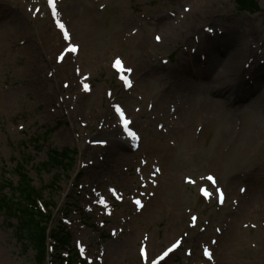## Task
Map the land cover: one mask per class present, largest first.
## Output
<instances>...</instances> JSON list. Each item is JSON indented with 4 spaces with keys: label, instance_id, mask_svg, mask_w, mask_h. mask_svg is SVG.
<instances>
[{
    "label": "rangeland",
    "instance_id": "obj_1",
    "mask_svg": "<svg viewBox=\"0 0 264 264\" xmlns=\"http://www.w3.org/2000/svg\"><path fill=\"white\" fill-rule=\"evenodd\" d=\"M203 1L0 0V189L16 186L23 163L52 205L49 228L64 224L80 264H264V147L255 151L264 146V105L256 92L230 93L235 110H215L187 145L172 133L178 92L163 95L198 30L240 38L246 24L258 26L264 54V0L254 15L235 0ZM163 24L176 37L154 42ZM69 44L78 50L69 54ZM116 106L137 135L134 149ZM52 150L70 152L68 167H44ZM16 223L0 211V264H36Z\"/></svg>",
    "mask_w": 264,
    "mask_h": 264
},
{
    "label": "bare ground",
    "instance_id": "obj_2",
    "mask_svg": "<svg viewBox=\"0 0 264 264\" xmlns=\"http://www.w3.org/2000/svg\"><path fill=\"white\" fill-rule=\"evenodd\" d=\"M200 4V9L204 8V10L201 9L203 12H206V8L210 5L209 1H203ZM194 10L190 15L195 18L199 13V8ZM245 26H247L246 33L244 31L240 38L232 36L230 33L223 37L215 36V33L200 34L198 30L200 37H197V47L184 50L188 54L184 61L186 65L183 66L184 68L182 67L179 74L170 77L172 83L163 95L168 96L173 92H178L179 97L176 105V100L173 104L176 107L177 119L172 133L180 136L181 141L187 145L193 142V138L203 128L210 125L215 110L221 109L223 105L230 106L235 110L238 101H233L230 98L231 94L240 98L241 94H255L256 92L253 98L259 99L258 101L264 105V54L261 53L260 47L262 44L259 37L260 29L258 26L250 27L247 24ZM159 28L164 36H160L161 32L154 34L153 41L157 43L162 42L163 39L172 40L178 32V29L169 27L167 24H163ZM242 39L245 40L243 46L240 44ZM218 43L222 45L217 49H222L224 55L214 51ZM223 45L226 48L225 51ZM195 52L200 53L198 60L196 57H192ZM216 66L217 68H215ZM250 75H254V78L252 76L253 83L249 82ZM260 112L264 115V106L261 107ZM246 114L249 112L246 111ZM261 121V130L264 131V120ZM261 147H264L263 144H257L255 151L260 150ZM114 148L121 150L123 147L122 144L116 142ZM151 169L154 171L157 168L151 166ZM175 225L179 226L180 224L176 222Z\"/></svg>",
    "mask_w": 264,
    "mask_h": 264
},
{
    "label": "trees",
    "instance_id": "obj_3",
    "mask_svg": "<svg viewBox=\"0 0 264 264\" xmlns=\"http://www.w3.org/2000/svg\"><path fill=\"white\" fill-rule=\"evenodd\" d=\"M237 8L242 12L257 11V0H235ZM72 161L70 152L49 151L47 163L44 167L64 168ZM15 174L18 182L13 186L11 182H4L0 189V211L9 219H16L15 231L25 249H31L35 253V263L45 264L47 259V240L50 241L51 253L56 264H75L78 254L71 244V236L65 227L58 223L50 229L51 214L47 210L48 203L39 207L42 202V193L32 186L22 163H17ZM7 188L9 197L4 193ZM66 255L67 258L63 256Z\"/></svg>",
    "mask_w": 264,
    "mask_h": 264
},
{
    "label": "snow or ice",
    "instance_id": "obj_4",
    "mask_svg": "<svg viewBox=\"0 0 264 264\" xmlns=\"http://www.w3.org/2000/svg\"><path fill=\"white\" fill-rule=\"evenodd\" d=\"M51 2H52V0H50V3ZM53 13L56 14L55 13V5L54 4H53ZM58 26L61 28L62 31H64V39H66V40L69 39L68 32L66 30H64V25L61 23ZM157 39H159V38H157ZM77 50H78V48H77V46L75 44H69L68 45V53L69 54H71L73 52H76ZM114 66L117 67L118 70H123L122 67H121V61L118 58L116 59ZM121 79H125V78L121 77ZM125 83L127 84L128 81L125 80ZM115 110H116L117 114L120 116V120H121V122H122V124L124 126V131L127 132V134L129 135V137L131 139L136 140L137 139V135H136L135 132H133V131H131L129 129V127H128L129 121L124 118V113L122 112L120 107L116 106ZM207 179L209 181H211L213 184H215V180H214L213 177L209 176ZM200 191L203 193V195L205 197H209L210 195H212V193H210L207 189H201ZM214 191L218 194V197H219L220 201L223 202V193L219 189H214ZM136 204L139 205L140 201L137 200ZM193 219H196V218L193 217ZM175 247H176V244H173L172 248H175ZM172 248H170L168 251L169 252L172 251ZM141 252L143 253V249L141 250ZM164 255L167 256L168 252H165ZM205 255H208L210 257V254L207 251V249L205 250ZM153 264H154V262H153Z\"/></svg>",
    "mask_w": 264,
    "mask_h": 264
}]
</instances>
